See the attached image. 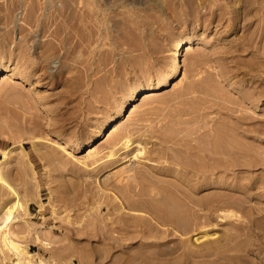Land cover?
<instances>
[{"label":"rangeland","instance_id":"obj_1","mask_svg":"<svg viewBox=\"0 0 264 264\" xmlns=\"http://www.w3.org/2000/svg\"><path fill=\"white\" fill-rule=\"evenodd\" d=\"M180 38L191 43L179 76L143 97ZM111 125L141 146L111 150ZM213 132L233 136L240 155L195 192L202 210L184 203L209 236L137 230L139 216L116 204L138 198L139 172L177 181L162 167L185 139L206 146ZM0 167L22 203L7 229L38 264H264V0H0ZM223 193L243 205L224 206L227 218L208 211ZM7 198L0 184V222ZM1 251L0 264H18Z\"/></svg>","mask_w":264,"mask_h":264},{"label":"bare ground","instance_id":"obj_2","mask_svg":"<svg viewBox=\"0 0 264 264\" xmlns=\"http://www.w3.org/2000/svg\"><path fill=\"white\" fill-rule=\"evenodd\" d=\"M189 43H191V41H190L189 38L188 39L187 38H180V39H178V40H176L175 42L172 43V45L170 46V49L168 51L169 52V55H170V65L173 68L172 75L170 77H168L167 79L163 80V81H158L157 83H155L152 86L151 91H146L147 93L146 92H143V93H145V95H143V97H146L148 99V97H150V95L152 96V93H148V92H154V90H157L158 88H160L161 86L165 85L166 83H169V81L171 79H173L174 77L179 76V66H180V61H181L180 60L181 52H182V50L184 48L187 47V45ZM6 72H9V71H6ZM121 111H122V105L119 106L116 109V111L114 113V117L119 116L121 114ZM194 122L195 121H193L192 123L194 124ZM198 124H200V123H198ZM126 127H124V132H122L120 134V136L118 135V137H116L115 136L116 135V128L114 127V125H111L110 133H111V135L112 134L113 135H112V137L109 140H107L108 141L107 143H109L111 150L114 149V151H115V148L126 149V148H128L133 143H134V145H140L141 146V144L137 141V139H132L130 137V134L131 133L129 134V131H130V128L131 127L130 128H129V126H128V128H126ZM222 128L225 130L224 127H222ZM196 129H198V128H196ZM209 129H210V127H208V130ZM247 130H249V129H247ZM206 131L207 130H205L204 133ZM199 133H201V132H199ZM199 133L197 131V134H198V136H196L197 138H199ZM226 133H228V132H226ZM104 134H105L104 128L101 127V128H99L97 130V132L95 134V137L98 138V137H100V136H102ZM204 136L206 137V139H205L206 140V146H202V145H199V143H193V142H192L193 144L192 143L190 144V142L188 144L187 139L184 138L186 142L183 141V143H180L183 146V149L181 150L182 151V154L181 155L179 154V156H181V157L176 158V157H173V155H172L173 158L171 159V161L169 160L170 162L167 163V164H165L162 167L164 169H171L173 171V173L176 174L177 181H174L173 182V181H170V180H164V179H158V178L156 179V178H154V177H152L150 175H147L145 172L142 173V174H140V172H139V175H141V176H139L140 181L138 180L139 179L138 178L136 180L139 181V182L136 181V183L134 184L135 186L139 185V187H140V188L139 187H136V188L139 189L137 191L138 193L136 194V195H138V198L137 199H135V198L133 199V197L131 198V195H130V198L132 199V201L129 200V199H126L125 205L123 204V202H121L119 204H116L118 206L117 207L118 209H124L125 207H127V208H129L132 211L133 214L139 216L138 224L135 225V227H137V225L139 227V229L136 228L137 230H141V231H143V230L144 231L145 230H149L150 233H153V231L155 230V228H157L156 230L158 231V234H157V231L155 230L156 232L154 231V235H152V237L153 236L154 237H157L156 238L157 240L158 239H161L162 237L165 238L168 235L167 233H165L167 231L168 232L169 231L170 232L172 231V233H173V231L174 232H178L179 231L178 233H179V235H181V234H187V233H189V232H191L193 230L198 229V231L193 234V240L194 241L198 240L199 238L209 236V234L207 233V231H205V229H203V228H205V225H204V222L205 221L202 218L205 219L206 217L203 214L198 213V208L197 209H194V210H191L189 208V206L190 207L191 206L194 207V205L196 204V205L199 206V209H200L201 204H203V202H201V200H203V199L201 198V200L199 201L198 198L195 196V194H196L195 192H197L200 187L205 186V185H208L211 182H213V180L219 178L220 177L219 176L220 174L217 175V173H219V172L221 173L222 170L226 172L227 168H229V166L231 167L233 165V163H234L231 156H233V154H235V152H236V154L238 152L236 151V148L237 147H236V144L234 143L233 136H229L228 138L226 137V140H223V138L217 132H213V134L212 133L211 134L207 133ZM196 137L194 136V138H193V136H192L191 138L195 140ZM58 138H60V137L58 136ZM165 138H163V139H165ZM200 139H201V137H200ZM199 141H201V140H199ZM141 143H142V141H141ZM160 145H162V144H160ZM172 147H171V149H172ZM145 148L146 147H144V146L136 148V154L137 153H142L143 151L145 152ZM176 149L177 148H175L174 150H176ZM180 149H181V147H180ZM180 149H179V152H180ZM153 150L154 149H152V151ZM174 150H173V152H175ZM2 152H3V157H4V155L6 154V151L3 150ZM157 152L159 154H161V156H162L164 153H166V149L163 148V146H161V148H159L157 150ZM110 155H112L111 151H110ZM135 155L133 154V156H135ZM143 155H144V153H143ZM164 155H167V154H164ZM177 155H178V153H177ZM169 157H166V158L169 159ZM237 157H238V155H237ZM92 162H94V161H92ZM220 168H222V169H220ZM129 170H133V169H128V171ZM134 171H136V170L134 169ZM134 171H132L133 173H128L127 176L129 178H135V176H136L137 173L136 172L134 173ZM0 173H1V167H0ZM189 173H190L191 176H188ZM227 176H228V174H227ZM191 177L194 178L193 180H194L195 184H190V181L192 180ZM0 184H2L4 186V188L7 190L8 194L10 196V198L9 199L7 198L5 204L3 205V207H5L6 210H7V213H6L7 215L5 214L6 215V216L4 215L5 216V219L2 222H0V257H3L2 251H1V246H2V248L4 247V248H6V250H9L10 251V253L14 256V258L17 261L18 264H38V263L44 262L41 259L34 260V258H33L34 257V253L31 252L30 250H27V248H25L23 246V244H21L17 240H15L13 238L12 234L7 229L8 228L9 221L11 220V218L13 216V213L16 211V209L18 207L19 208L22 207V203L20 202L19 197H18L15 189L12 187V185L10 183H8L6 180H4L1 175H0ZM115 185L117 186L116 183H115ZM120 187L122 189V186H120ZM131 187L132 186L130 185L129 188H131ZM115 188H117V187H115ZM117 189L120 190V188H117ZM123 189H124L123 191H127V190H125V188H123ZM132 190L134 191L135 188L132 189ZM130 191H131V189H130ZM225 194H227V192ZM225 194L223 196H220L218 199L215 200V204H213L208 209V211H210V213L211 212H215L218 217L221 216V217L227 218V217L233 216L234 213L231 210H227V211L223 210L222 208L224 206H232L233 204L242 205L241 202L238 201L237 197L232 198L231 196L225 195ZM123 195H122V197H123ZM128 196H129V194H128ZM132 196H134V195H132ZM204 197H206V196H204ZM186 198L188 199V201L189 200L192 201L194 205L192 204V205L187 206L188 205L187 204L188 202L185 203V201H187ZM167 199H169L172 202H176L180 206V208H182V206H184L185 208L188 207L184 211V212H186V211L188 212L187 214L185 213L186 216H184L182 214L184 217L182 215L179 216V217H177V214L173 213L174 211L171 212V211H168V209L166 210V208L164 207L163 204L166 201H168ZM199 199H200V197H199ZM184 203L187 204V205L185 206ZM204 204H206V203H204ZM202 207H201V210H202ZM243 208L244 207H242V209ZM135 209H139V210H142V211H147L151 215L150 216H146V215L141 214V213L140 214L139 213H136L137 211ZM6 210H5V212H6ZM176 210H177V208H176ZM210 213L207 215V217H210L209 216ZM116 217H117V215L115 216V218ZM0 220H2V218ZM208 221H210V219ZM119 222H121V221H119ZM133 224H135V223H133ZM127 225H128V223H127ZM164 225H165V227L166 226H170V228L169 227H166L165 230L162 229L165 232H161L162 231L161 228L159 230V228L157 226H159V227L160 226H163L164 227ZM129 227H130V225H129ZM104 228H106V227H104ZM159 231H160V233H159ZM129 232H130V230H129ZM108 233H109V231H108ZM161 233H163V234H161ZM226 234H223V235H226ZM260 238H262V237H260ZM191 240H192V236H191ZM228 240H229V238H228ZM220 241H221V239H220ZM149 242L151 243V241H149ZM155 242L158 243L156 240H155ZM152 243H154V242H152ZM261 243H263V242H261ZM153 245H155V244H153ZM205 245L206 244H204V246ZM211 245H212V248H214V249L216 247H219L218 244H216V245L211 244ZM211 245H209V246H211ZM186 247H187V245H186ZM159 248H161V247H159ZM208 248H211V247H208ZM198 249H200V248H198ZM202 249H204V248H202ZM169 250H167V251H169ZM4 251H5V249H4ZM9 251H6V252H9ZM167 251H165V252H167ZM190 254H191V252H190ZM152 255H154V254H152ZM1 259H4V258H1ZM235 259H236V257H235ZM239 261H243V260L240 259Z\"/></svg>","mask_w":264,"mask_h":264},{"label":"snow or ice","instance_id":"obj_3","mask_svg":"<svg viewBox=\"0 0 264 264\" xmlns=\"http://www.w3.org/2000/svg\"><path fill=\"white\" fill-rule=\"evenodd\" d=\"M173 68L170 64L161 62L158 64L153 71V83L158 79L163 81L172 75ZM135 87H146V84L135 85Z\"/></svg>","mask_w":264,"mask_h":264}]
</instances>
